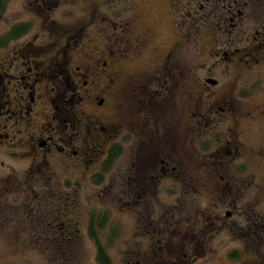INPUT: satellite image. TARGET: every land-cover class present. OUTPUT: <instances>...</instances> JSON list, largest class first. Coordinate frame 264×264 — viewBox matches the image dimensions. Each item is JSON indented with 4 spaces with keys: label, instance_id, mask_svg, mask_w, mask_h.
Returning <instances> with one entry per match:
<instances>
[{
    "label": "flooded vegetation",
    "instance_id": "obj_1",
    "mask_svg": "<svg viewBox=\"0 0 264 264\" xmlns=\"http://www.w3.org/2000/svg\"><path fill=\"white\" fill-rule=\"evenodd\" d=\"M166 1L172 4L171 18ZM185 1L116 0L108 15L96 8L79 29L64 25L53 31L45 24L56 25L47 13L57 0H31V10L45 16L40 36L54 40L46 50L52 57L40 67L36 57L44 47L26 42L0 56V153L7 150L15 161L27 162L24 174L31 182H52L54 161L93 178L100 192L98 208L88 211V234L94 216H108V227H119L99 200L122 195L124 209L145 218L147 233L155 228L148 216L166 210L159 198L175 196L179 188L182 195L193 189L197 194L205 181L202 169L214 182L245 173L247 161L234 167L232 159H250L245 122L264 120V113H234L233 98L218 97V91L264 63V19L263 33L248 38L253 45L237 47L236 31L258 14L249 8L256 0H190L193 13H186ZM181 83L189 87L187 110L179 103L185 98ZM175 86L176 98L170 94ZM203 105L211 108L204 111ZM253 156L264 160V149ZM109 178L114 185H105ZM231 193L239 194L236 188ZM69 215H60L58 228L71 237L82 223ZM233 215L226 212L229 220ZM259 244L264 252V241ZM255 254L247 264H264V253ZM227 257L229 263L243 262L239 249Z\"/></svg>",
    "mask_w": 264,
    "mask_h": 264
},
{
    "label": "rangeland",
    "instance_id": "obj_2",
    "mask_svg": "<svg viewBox=\"0 0 264 264\" xmlns=\"http://www.w3.org/2000/svg\"><path fill=\"white\" fill-rule=\"evenodd\" d=\"M30 1L8 0L1 12L0 41L18 26L30 25L33 28L29 29L30 37L10 40L11 45L0 51V56L26 42L35 47H44L36 57L38 65L43 67L53 55L46 53V50L52 47L54 40L49 42L46 35L40 36L39 21L45 16L32 11L28 6ZM57 2L58 6L47 13L51 20L56 21V25L45 24L48 30L56 31L64 28V25L79 29L89 20L94 9L99 8L107 15L112 12L116 0ZM189 3L190 0L185 1L186 13H193ZM250 3V13L258 11V14L245 21L244 29L236 31L237 47L253 45V38H248L260 30V22L264 19V0ZM151 5L154 6V3ZM171 5V1H166L165 12L169 18L172 17ZM146 14V10L142 12V16L146 17ZM146 20L153 23L152 19ZM238 76L239 83H223L218 97L230 95L234 113L247 115L250 112L259 117L264 113V63ZM234 81L237 82V79ZM181 84L185 98L184 101L181 98L179 103L182 109L187 110L190 109L189 87H185L186 83ZM176 88L173 87L170 92L175 98L178 96ZM242 93L248 99L241 98ZM200 101L203 104V100ZM203 108L206 111L211 107L203 105ZM109 119L114 121L112 117ZM248 122L253 121L245 122L247 130H244L246 139L243 143L250 159H232L234 167L247 161L245 173L236 176L231 173V178L227 176L222 182H214L207 179L208 171L202 169L205 181L197 185V194L193 189L192 194L182 195L179 188L175 196L159 198L157 204L165 203L166 210L148 216L153 223L151 226L155 228L147 233L145 218L138 215L136 219L128 209L125 210L122 195L110 197L106 202L99 200L102 207L104 204L105 208L111 209V219L117 222L121 230L119 241L109 249L114 264H156L157 261L160 264H247L255 260L256 252L264 253L259 247V242L264 241V160L253 156L264 149V120L256 119L253 125ZM12 125L9 124L10 127ZM7 152L4 150L0 153V264H98L96 246L89 237L86 225L91 205L98 208L100 188L93 178L86 180L81 169L62 166L54 161L55 179L52 182H31L27 173L24 174L29 164L15 161L16 156L11 157ZM110 183L109 178L105 185H114ZM233 188L239 194H230ZM175 189L170 187L171 191ZM215 192L220 193V197ZM227 211L234 213L230 220L226 217ZM65 212L72 213L69 215L71 221L82 223L73 230L71 237L58 228L62 222L60 215L63 216ZM247 245L249 247H245ZM232 249L241 251L243 262L229 263L227 253Z\"/></svg>",
    "mask_w": 264,
    "mask_h": 264
},
{
    "label": "trees",
    "instance_id": "obj_3",
    "mask_svg": "<svg viewBox=\"0 0 264 264\" xmlns=\"http://www.w3.org/2000/svg\"><path fill=\"white\" fill-rule=\"evenodd\" d=\"M8 0H0V14L4 10ZM28 25L18 26L16 29H13L9 36H5L0 41V47L6 46L10 40L18 38L24 35L28 31ZM4 45V46H3ZM108 216L98 217L94 216L91 219V226L89 230V236L96 246V260L98 264H114L112 257L109 253V249L117 242L121 236V230L118 226L112 224L108 227ZM104 229H109L106 232Z\"/></svg>",
    "mask_w": 264,
    "mask_h": 264
}]
</instances>
